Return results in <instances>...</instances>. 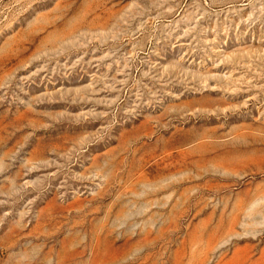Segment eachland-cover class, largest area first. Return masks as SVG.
<instances>
[{
    "label": "rangeland",
    "instance_id": "obj_1",
    "mask_svg": "<svg viewBox=\"0 0 264 264\" xmlns=\"http://www.w3.org/2000/svg\"><path fill=\"white\" fill-rule=\"evenodd\" d=\"M0 264H264V0H0Z\"/></svg>",
    "mask_w": 264,
    "mask_h": 264
}]
</instances>
